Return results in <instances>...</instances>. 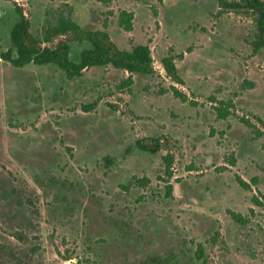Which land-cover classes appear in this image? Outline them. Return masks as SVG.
<instances>
[{
	"label": "rangeland",
	"instance_id": "rangeland-1",
	"mask_svg": "<svg viewBox=\"0 0 264 264\" xmlns=\"http://www.w3.org/2000/svg\"><path fill=\"white\" fill-rule=\"evenodd\" d=\"M16 3L35 34L70 5L75 22L106 30L119 49L148 45L155 72L122 87L129 73L112 66L69 79L54 64L0 59V264H264V134L240 120L264 133L254 118L264 121V51H253L252 19L220 13L217 0ZM123 10L131 31L119 24ZM16 17L0 0V51ZM88 46L73 44L70 59ZM168 54L186 102L170 90ZM145 137L165 148L140 150Z\"/></svg>",
	"mask_w": 264,
	"mask_h": 264
},
{
	"label": "trees",
	"instance_id": "trees-1",
	"mask_svg": "<svg viewBox=\"0 0 264 264\" xmlns=\"http://www.w3.org/2000/svg\"><path fill=\"white\" fill-rule=\"evenodd\" d=\"M5 1L13 3L17 17L10 30V45L6 50L0 51V59L13 67L22 68L28 64L39 66L54 64L65 72L67 78L72 79L80 77L84 70L91 67L112 66L129 73L122 87L132 83L131 75L134 73L153 75L155 72L148 45H136L131 51L119 49L112 42L106 30H86L75 22L70 5L52 9V18H48L42 31L35 34L31 31L29 18L25 15L22 7L17 5L16 0ZM217 4L220 13L233 10L249 16L254 24L253 51H264V0H217ZM132 19V12L123 10L119 13V24L126 31L132 30ZM103 27H107L106 21H104ZM73 44L89 45L80 51L77 62L70 59V50ZM161 65L167 77L173 83L170 86L173 96L182 102H186L188 100L187 95L178 88V86L183 85V80L178 74L175 57L168 54L161 59ZM220 104L233 106L231 101L221 102ZM217 115L219 118L225 119L230 113L226 106L217 107ZM254 118L264 128V121L259 117ZM240 120L257 137L264 134L249 119L242 117ZM136 147L140 150L154 153L165 148V145L160 139L145 137L136 141ZM162 160L166 175L171 177L173 153L168 151L162 157ZM235 180L243 189L249 190L251 188L250 184L241 179V177L235 176ZM171 191L172 185H168L167 193L170 194ZM253 202L262 206V203L257 198H253ZM230 214L237 222L241 220L240 214L233 212ZM198 251L201 252L200 244Z\"/></svg>",
	"mask_w": 264,
	"mask_h": 264
}]
</instances>
